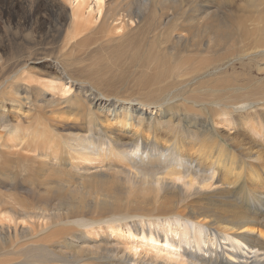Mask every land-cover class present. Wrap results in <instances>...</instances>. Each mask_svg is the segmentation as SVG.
<instances>
[{
	"label": "bare ground",
	"instance_id": "6f19581e",
	"mask_svg": "<svg viewBox=\"0 0 264 264\" xmlns=\"http://www.w3.org/2000/svg\"><path fill=\"white\" fill-rule=\"evenodd\" d=\"M67 1L0 0V264H264V44L182 0ZM115 44L135 87L96 72Z\"/></svg>",
	"mask_w": 264,
	"mask_h": 264
},
{
	"label": "rangeland",
	"instance_id": "374dc122",
	"mask_svg": "<svg viewBox=\"0 0 264 264\" xmlns=\"http://www.w3.org/2000/svg\"><path fill=\"white\" fill-rule=\"evenodd\" d=\"M75 4V0H68L67 3ZM159 0H147L146 5L148 8H150V5L157 4ZM165 2V10L171 11L168 9V6H170L169 2H166V0H161ZM135 2V4H133ZM141 2V0H132V10L135 11V6H137ZM182 8L183 10L187 12H193L195 8H198V18L202 23L203 26L206 25V22L209 21L208 18H205V12L209 11L210 9H221V13H218V16L225 17L228 14L233 18L236 22H239L242 24V27L244 28V32H241V41L239 44H264V0H182ZM216 6V7H215ZM206 7V8H205ZM209 7V9H208ZM71 9V6L69 7ZM186 8V9H185ZM151 9V8H150ZM217 13V12H216ZM210 23V22H209ZM205 30V32L202 34V39L199 41H195L193 44H204L203 41L205 39H210L213 37L212 31L214 28L208 26ZM258 28V30H257ZM153 29V28H152ZM166 29H164L165 31ZM226 30V27L224 28ZM140 31L142 34H144V37L148 38L149 40L155 39V34L151 32L149 35L146 34L145 29L143 26L140 27ZM163 31V38L161 39L164 43H170L169 42V32L165 33ZM52 37H49L47 39V42L45 44H49L50 47H53L55 49V52L57 53L59 51V47L57 44H59L58 39H56V34L54 32ZM175 33V32H172ZM240 33L238 32V36ZM233 37H236L233 34ZM38 43L40 42V39L37 38ZM88 46L93 45L96 43V34L92 35L90 38L84 42ZM214 44V43H212ZM138 44H115L114 46H109L104 50L102 53L105 56L104 64L105 68L101 69L97 65L96 61V72L100 70H108V73L106 76H109L111 74V78L114 81L121 82L126 81L129 83L130 86L135 87L137 83L141 82L140 76L133 72L132 68L129 67V63L127 61L128 55L131 53L133 48ZM144 45V44H142ZM110 56L109 60L108 57ZM100 57V56H99ZM96 58V55L92 56L88 63H90L93 67V62ZM249 67L250 69L247 70L248 76L252 77H258L261 78L264 76V72H260L259 69L264 68V64H253L250 63ZM42 70H44L43 65L40 66ZM42 72V71H41ZM151 75V73H148ZM103 91L108 92V87H101ZM113 89L117 90L119 94H127L131 91H134L130 88H125V90H120L119 85L117 83L113 86ZM109 92H113V90H110Z\"/></svg>",
	"mask_w": 264,
	"mask_h": 264
}]
</instances>
